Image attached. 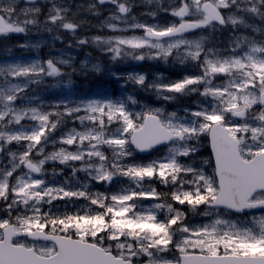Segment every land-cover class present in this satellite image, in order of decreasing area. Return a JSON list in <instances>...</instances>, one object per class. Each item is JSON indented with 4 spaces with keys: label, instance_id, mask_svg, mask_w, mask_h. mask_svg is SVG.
Segmentation results:
<instances>
[{
    "label": "snow or ice",
    "instance_id": "6c2138e0",
    "mask_svg": "<svg viewBox=\"0 0 264 264\" xmlns=\"http://www.w3.org/2000/svg\"><path fill=\"white\" fill-rule=\"evenodd\" d=\"M141 4L152 22L136 0H0V40L63 30L112 62L185 73L113 72L119 96L48 102L38 89H70L72 57L0 61V264H264V0ZM104 11L114 34L81 36Z\"/></svg>",
    "mask_w": 264,
    "mask_h": 264
},
{
    "label": "rangeland",
    "instance_id": "374dc122",
    "mask_svg": "<svg viewBox=\"0 0 264 264\" xmlns=\"http://www.w3.org/2000/svg\"><path fill=\"white\" fill-rule=\"evenodd\" d=\"M77 2H84V0H77ZM136 2L137 7L133 9L134 14L142 21L146 20L148 22H152L151 17L142 15V13L147 11V7L141 4V0H136ZM106 7L109 9H114V6L112 5H108ZM107 15V11L102 12L100 17H94L85 13L84 16L87 20V23L82 29L79 30V34L81 36H86L89 39L94 35H113L114 33H112L110 30L106 28L101 29L99 27L100 21L103 20ZM160 19L163 23L167 22L168 18L162 15ZM57 35L61 36L60 40L53 41L50 34L43 32L34 33L28 38L23 36L13 37L11 40H14V42H12L11 40H0V61H3L5 59L11 60L12 58L23 59L27 61L36 57H40L41 59H48L53 57H56L58 59H67L69 57L73 58L72 64L77 69V71L72 73L71 78L73 80V86L70 89L47 86H41L38 89L37 95H39L41 99L48 102H55L63 98V94L69 91H71L74 96H83L91 95L100 90H106L109 94H115L116 96H119L125 90L121 87L123 82L117 80L113 75H111V73L113 72L120 75H125L128 73L147 74L148 80H152L158 73L162 74L168 79H179L183 74H185L184 70L179 66L173 67L171 65H165L158 61L135 62L127 60V62H112L108 58V56L101 53L95 45L89 44L85 46H76L71 35L65 34L63 30H61L60 33H57ZM217 37L219 41H222L223 38H228V33H218ZM25 39H31L33 42L43 39L44 44L38 50L21 49L14 47L17 43H23ZM69 43L73 44L72 48L67 47ZM5 45H7V47L9 48H13L11 57L6 56V54L4 53ZM94 64L100 65V73H96L92 70ZM81 65H84V71L87 73L86 75L81 73ZM60 67L61 71H72V69L67 66L61 65ZM62 82L66 84L67 77H65ZM52 83H55V81H53L52 78H49L48 84ZM131 90L132 86L129 85L128 91ZM135 94L139 97L142 103L151 104L153 106H161V104L163 103L156 100L155 96L151 93L137 91ZM188 103H191V98L189 99ZM166 107L169 111H172L182 106L181 104H169ZM202 152L204 153V158H207V155L204 152V148H202ZM189 218L193 222H199L202 219L199 216H190Z\"/></svg>",
    "mask_w": 264,
    "mask_h": 264
},
{
    "label": "trees",
    "instance_id": "16d2710c",
    "mask_svg": "<svg viewBox=\"0 0 264 264\" xmlns=\"http://www.w3.org/2000/svg\"><path fill=\"white\" fill-rule=\"evenodd\" d=\"M227 39L228 38H224L223 42L227 41ZM124 62H127V61H124ZM188 102H189V100L185 101L184 103H188ZM181 106H183V104H181ZM204 152L206 153V155H208L207 148H204Z\"/></svg>",
    "mask_w": 264,
    "mask_h": 264
},
{
    "label": "bare ground",
    "instance_id": "6f19581e",
    "mask_svg": "<svg viewBox=\"0 0 264 264\" xmlns=\"http://www.w3.org/2000/svg\"><path fill=\"white\" fill-rule=\"evenodd\" d=\"M111 33V32H110Z\"/></svg>",
    "mask_w": 264,
    "mask_h": 264
},
{
    "label": "water",
    "instance_id": "95a60500",
    "mask_svg": "<svg viewBox=\"0 0 264 264\" xmlns=\"http://www.w3.org/2000/svg\"><path fill=\"white\" fill-rule=\"evenodd\" d=\"M210 150V149H209Z\"/></svg>",
    "mask_w": 264,
    "mask_h": 264
}]
</instances>
